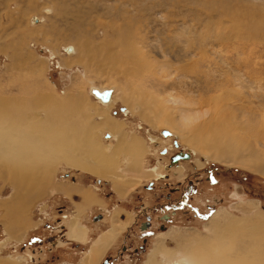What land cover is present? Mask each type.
I'll return each instance as SVG.
<instances>
[{
    "label": "rangeland",
    "instance_id": "374dc122",
    "mask_svg": "<svg viewBox=\"0 0 264 264\" xmlns=\"http://www.w3.org/2000/svg\"><path fill=\"white\" fill-rule=\"evenodd\" d=\"M225 1L237 8L235 14L244 16L248 26L253 25L248 17L260 20L264 17V0ZM204 2L0 0V88L6 89L2 84L16 77L20 83L32 82L31 71L36 82L46 84L57 98L71 94L86 100V110L93 115V122L104 120L96 110H105L102 114L108 112L109 119L123 124L128 138L138 137L146 146L141 171L128 170L127 157L121 155L117 177L110 180L64 163L54 167L51 185L40 195H32L33 190L21 191L0 180V264H82L99 239L112 229L119 236L102 264H147L149 255L162 245L175 249L182 238L209 235L210 222L219 212L237 218L264 215V177L206 160L208 154L191 147L178 131L164 124L150 125L139 115L140 106L135 105L133 112L122 100L124 93L134 92L136 99L145 95V100L152 104L147 113L163 112L182 122L180 110L196 114L202 109L199 112L204 113L219 98V105L230 106L228 114H234L240 122L252 117L264 120L261 115L264 114V34L254 33V39L243 36L242 29L232 30L229 17L205 8ZM123 25L139 32L131 40L139 37L147 40L145 51L159 48L157 52H160L180 43L179 48H185L186 41L195 42L200 36L210 43L217 40L216 36L225 39L208 48V52L204 50V58L196 61L194 68L183 64L182 70L161 68L160 71L139 63V59L124 58L119 44L102 45L104 40L118 41ZM84 44L85 50L79 46ZM70 47L74 53L68 52ZM223 47L229 49L226 52H230L232 62H221L230 57L225 53L220 55ZM109 49L121 56L119 60L123 59L114 63L116 67L110 63H90L94 55H108ZM235 49H243L245 53ZM213 51L220 56L212 54ZM245 55L252 62L249 68L238 62L246 59ZM137 62L140 66L134 65ZM238 78L239 82L232 80ZM251 80L256 83L245 88ZM95 90H109L110 102L100 101ZM230 93L234 97L240 95L239 102L231 99L233 96L229 100ZM149 117L151 120L155 116ZM204 118L194 124L207 120ZM109 135L108 130L98 133L104 149L116 146L115 139L108 138ZM181 155L189 157L174 162ZM154 170L159 175L153 174ZM191 186L194 191L188 202L181 209H173L174 205H183V197L189 195ZM14 194H19V204L11 203ZM165 215L170 220H164ZM77 231L81 232L80 236L75 234ZM113 243L107 246L97 264ZM157 260L169 264L162 257L158 256Z\"/></svg>",
    "mask_w": 264,
    "mask_h": 264
},
{
    "label": "bare ground",
    "instance_id": "6f19581e",
    "mask_svg": "<svg viewBox=\"0 0 264 264\" xmlns=\"http://www.w3.org/2000/svg\"><path fill=\"white\" fill-rule=\"evenodd\" d=\"M220 1L221 3L217 5L213 1L205 0L204 6L212 12H217L220 16L229 17L232 30L242 29L243 32L240 30L239 33L242 32L243 36L247 38L254 39L256 35L254 33L264 34V17H261V20L248 17L247 20L253 23L252 26H248L244 16L241 17V14H235L236 7H232L225 0ZM244 7L250 8L251 6L244 5ZM131 29L124 26L121 32L118 33V41L104 40L102 45L107 47L119 44L122 48H120V53L126 55V57L123 56L124 58L129 60L139 59V63L157 69L160 68V71L161 68L162 70L165 68H179L182 70L185 68L182 66L183 64H190V67L194 68L196 61L204 58L205 55H202L204 50L211 49L218 42L221 44L225 39L222 35L216 36L217 40L210 43L206 37L200 36L195 39V42L186 41L185 48H179L180 43L179 45H172L171 49L167 48L160 52H157L159 48L157 51H145L144 48L149 45L146 44L147 40L144 37L131 40L132 37H138L139 34L138 31L137 33ZM173 33L175 34V32ZM239 33L237 34L239 35ZM231 35L235 34L232 33ZM127 37H129L128 40ZM79 46L83 50L87 49L84 47L85 44ZM224 47L221 48L220 55L223 56L225 53L226 56H230V52H226L229 49H224ZM67 50L69 53H74L72 47ZM71 50L72 52H70ZM109 50V54H106L105 57H95L92 54L93 58L91 57L92 62L90 61V63L95 65L96 63H110L113 67H116L114 63H118L123 59L119 60L118 58L121 56L117 53L114 54L111 49ZM237 50L240 51L241 49H235V51ZM241 51L245 53L243 49ZM212 54L220 56L218 52L213 51ZM250 57L238 60V62L249 68L250 63H252ZM230 60L231 56L227 57L226 60H221V62H232ZM139 63L134 65L140 66ZM12 69L16 70L15 67H12ZM30 74L29 77L32 78L30 83L27 80L20 83V78L16 77L14 79L13 76L14 83L19 84L14 86L13 81L9 80L2 84V86H6V89L0 88V180L13 184L16 189L21 191L23 189L33 190L32 195H40L48 190L52 182L51 176H53L54 167L60 163L90 171L98 178L105 180L108 178L110 180L117 177L118 159L121 155H125L128 170H133L136 173L141 171L143 157L146 152V146L142 139L138 137L128 138L123 130V124L109 119V116H106L107 111V113L102 114L105 110H96L97 114L101 115L104 120L97 123L96 121L93 122L91 120L93 115H89L86 110V100L80 97L74 98L73 95L70 96L71 94L59 99L53 92H50L51 90H48L46 84L40 81L36 82L31 71ZM244 76L246 77L245 81H247L246 73ZM239 78L232 80L239 82ZM227 81L230 82L231 79H227ZM253 82L245 88L256 83ZM240 87L242 90L244 89L243 86ZM95 91L94 94L100 101L110 102L112 97L107 98L109 90L105 92ZM234 96L233 93L232 95L230 93L227 98L232 97L231 99H237L236 101L239 102L240 95ZM144 97L145 95H141L136 99L134 92L131 94L124 93L122 100L133 112L136 111L135 105L140 106L139 115L141 118L146 119L150 125L164 124L166 127L178 131L191 147L208 154L206 160L211 159L227 166L239 167L264 177V120L252 117L240 122L234 114H228L227 111L231 110V107L228 105L220 106L219 98H216L211 102V108L204 112L205 114L199 112L202 109H198L196 114L183 113L180 110L183 118L181 122L180 119L174 120L163 112L162 114L152 111L147 113L146 111L150 109L149 107L152 104L149 103V100L146 101ZM221 98L227 99L222 96ZM230 98L229 100H231ZM174 102L177 104L182 103L180 101ZM149 115L155 116L154 119H148L147 116L149 117ZM203 117H207V120L194 124ZM104 130L111 132V135L107 137L115 139V147L104 149L102 142H99L98 133ZM200 166H203V164H200ZM156 172L157 170H154L153 174ZM156 175L159 174L156 173ZM18 198L19 194L15 195L11 203H17ZM12 218L11 216V220ZM210 223L209 235L196 234L191 238H182L184 240H178L175 249H169L162 245L149 255L147 264H160L157 260L158 256L169 264H264V215L257 214L253 217L237 218L219 212ZM75 234L80 236L81 232L77 231ZM117 235V230L114 229L106 235L104 234L82 264H97L107 246L114 242Z\"/></svg>",
    "mask_w": 264,
    "mask_h": 264
},
{
    "label": "flooded vegetation",
    "instance_id": "af4514ba",
    "mask_svg": "<svg viewBox=\"0 0 264 264\" xmlns=\"http://www.w3.org/2000/svg\"><path fill=\"white\" fill-rule=\"evenodd\" d=\"M159 177V176H158ZM193 191H194V186H191L190 187V189H189V195L187 194V195H184V202H183V205H174L173 206V209H181L187 202H188V200H189V198H190V195L193 193ZM165 219H169L170 220V218H169V216H166L165 215V218H164V220ZM169 220H166V221H169ZM119 236V235H118ZM118 236L116 237L117 239H118ZM116 240V239H115ZM115 240H114V243L107 249V251H106V254H105V257L101 260V262L99 263V264H102L104 261H105V258H106V255L109 253L108 252V250L111 248H113L116 244H115ZM141 249H143V247H141Z\"/></svg>",
    "mask_w": 264,
    "mask_h": 264
},
{
    "label": "water",
    "instance_id": "95a60500",
    "mask_svg": "<svg viewBox=\"0 0 264 264\" xmlns=\"http://www.w3.org/2000/svg\"><path fill=\"white\" fill-rule=\"evenodd\" d=\"M183 156H185V157H183ZM183 156L181 155V156L176 157V159L174 160V162L177 161V159H179V160L184 159V158L185 159H188V157H189L188 155H183Z\"/></svg>",
    "mask_w": 264,
    "mask_h": 264
},
{
    "label": "crops",
    "instance_id": "0c3cea01",
    "mask_svg": "<svg viewBox=\"0 0 264 264\" xmlns=\"http://www.w3.org/2000/svg\"><path fill=\"white\" fill-rule=\"evenodd\" d=\"M85 172V171H84ZM79 194V193H78ZM117 240V239H116ZM116 243V242H115Z\"/></svg>",
    "mask_w": 264,
    "mask_h": 264
}]
</instances>
